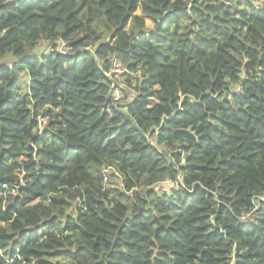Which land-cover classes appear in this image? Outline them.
I'll return each instance as SVG.
<instances>
[{
  "label": "trees",
  "instance_id": "obj_1",
  "mask_svg": "<svg viewBox=\"0 0 264 264\" xmlns=\"http://www.w3.org/2000/svg\"><path fill=\"white\" fill-rule=\"evenodd\" d=\"M263 196L264 0H0V264H264Z\"/></svg>",
  "mask_w": 264,
  "mask_h": 264
},
{
  "label": "built area",
  "instance_id": "obj_2",
  "mask_svg": "<svg viewBox=\"0 0 264 264\" xmlns=\"http://www.w3.org/2000/svg\"><path fill=\"white\" fill-rule=\"evenodd\" d=\"M55 50L58 51L60 54L64 55L67 51L66 42H64L62 40H58ZM122 70H123L122 65L118 61H114L113 66H112V70H111V74L121 72ZM259 198L262 199V197H259ZM262 200H264V198ZM249 217H250V214L248 213L244 216V219H248Z\"/></svg>",
  "mask_w": 264,
  "mask_h": 264
},
{
  "label": "rangeland",
  "instance_id": "obj_3",
  "mask_svg": "<svg viewBox=\"0 0 264 264\" xmlns=\"http://www.w3.org/2000/svg\"><path fill=\"white\" fill-rule=\"evenodd\" d=\"M148 23V28H152L153 27V24H152V22L149 20V21H147ZM163 183V182H162ZM170 183H164L163 185H169ZM171 185V184H170ZM264 198V196L262 197V199Z\"/></svg>",
  "mask_w": 264,
  "mask_h": 264
},
{
  "label": "crops",
  "instance_id": "obj_4",
  "mask_svg": "<svg viewBox=\"0 0 264 264\" xmlns=\"http://www.w3.org/2000/svg\"><path fill=\"white\" fill-rule=\"evenodd\" d=\"M147 21H149V20L146 19V24L148 23ZM147 25H148V24H147Z\"/></svg>",
  "mask_w": 264,
  "mask_h": 264
}]
</instances>
